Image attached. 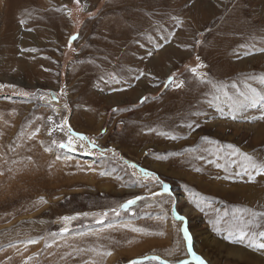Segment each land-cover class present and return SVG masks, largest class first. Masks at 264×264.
Returning a JSON list of instances; mask_svg holds the SVG:
<instances>
[{
  "label": "rangeland",
  "instance_id": "1",
  "mask_svg": "<svg viewBox=\"0 0 264 264\" xmlns=\"http://www.w3.org/2000/svg\"><path fill=\"white\" fill-rule=\"evenodd\" d=\"M45 1L46 26L33 14L29 23L16 22L11 36L0 21L12 40L0 34V264H196L182 228L207 264H264V250L249 246L264 243V195L263 207L248 201L264 191V174L244 156L236 166L234 157L222 160L217 152L242 149L264 163V8L200 0L210 13L196 19L187 6L197 0H159L161 20L148 24V46L137 61L144 69L133 63L132 78L120 76L133 37L108 67L69 80L70 67L103 58L88 50L96 24L88 37L81 34L110 0ZM186 28L190 39L174 42ZM210 46H218L221 54L213 55L223 54L221 61L234 51L230 60L239 66L228 71L211 61L204 55ZM171 48L185 53L158 71L148 65ZM14 61L26 72L2 71ZM40 63L46 73H32L29 66ZM69 140L70 147H59ZM206 146L218 158L199 152ZM136 197L144 199L121 207Z\"/></svg>",
  "mask_w": 264,
  "mask_h": 264
},
{
  "label": "bare ground",
  "instance_id": "2",
  "mask_svg": "<svg viewBox=\"0 0 264 264\" xmlns=\"http://www.w3.org/2000/svg\"><path fill=\"white\" fill-rule=\"evenodd\" d=\"M158 1L159 0H110L109 2H107L106 6L104 7V10L100 13L99 18L87 22L86 27L81 34L82 39L88 37L90 34V31H91V26L94 23L96 24L95 25V32H94L93 36H90L88 38V39L92 40L91 46L88 48V50L90 52L93 51V52H97V53L103 52V55H104V56L102 55L103 58H101L98 54H96V55L92 56L93 58L90 59L89 63L81 64L79 66L70 67V69L68 70L69 71L68 72L69 73L68 79L69 80L72 79L73 76H75L76 74H79L81 71H87L88 72V71L99 70V68L105 69L106 67H108L109 63L117 57V54L119 53V51H121V48H123L126 41L128 39H131L134 37V40H133V41H135L133 43L134 47L133 48H131L132 46L129 47L126 50V53L124 55H121V57H120L121 60L123 61L121 63V65L123 66V67H121L123 69V72L120 71L121 72L120 76H122L124 79L132 78L131 72L129 71L132 69L131 64L135 63V66L133 68H136L137 70L143 68V66L138 62H139V60H141V58H143L142 52L140 51V48L143 46H146V45L148 46V42H147L148 40H147V37L145 35V31L147 30L148 24L151 21L152 22H158L160 19V7L161 6H160V2H158ZM244 1L246 3L251 2L252 7L248 8L249 12H254L255 10H253V9L257 8V5L264 8V3H262L261 1L260 2H256V0H244ZM90 2H91V0H90ZM187 8L189 9L190 17H191V13H195L196 19H198L199 17H203L205 19L208 17V15L210 13L208 11L209 6H207L203 2H200V0H197L196 6L193 7L192 9H190L188 6H187ZM33 14H36V16H38V17H34L37 19V22L42 21L41 23H43L44 26H46L47 24L50 23V19H51L50 15H49L50 10L48 9L47 3L45 0H0V21L2 22V24H5V23L8 24V26L10 27L11 36L13 35L15 23L18 22L19 20L27 21L29 23V21L32 20V18H33ZM175 14H172L173 18L175 16ZM172 22L173 21L170 20L168 24L170 25ZM62 26H64V28H67V23L65 22V20L62 22ZM186 30L188 32H185L184 34L182 32H179L175 36V38H173L175 40L174 42H176L177 40H182L184 35L188 36V38H189V36H190L189 30L187 28H186ZM0 31H2V32H0L1 35L6 34L8 36V37L5 36L4 39L2 37V39H3V41H5L6 43H8L10 45L12 43L11 37L9 36L8 33H4L5 29L3 28V26L0 28ZM139 32H142V34L139 35L138 37H136V35ZM155 33L156 32H154V31L151 32V35L154 38L156 37ZM222 39L225 40L226 38L222 37ZM187 44H188V42H187ZM217 48H218V46H217ZM217 48L215 46H210L208 51L206 49V54H204V55L208 56L207 58H209L211 61L217 60V63L219 64V62L221 61V56L223 54L220 55L219 57H215L213 54H215V53L221 54L220 52H218ZM184 53L185 52H183V51L181 52L180 50L171 48L167 51H164L163 54L157 58H151L150 57V61H149L148 65L151 68L153 67L158 71V66L160 64H165V62L168 60L169 57L174 58V59H179L184 55ZM226 55L229 57L225 58L220 63H223L222 65L226 66L228 71L230 69L232 70L233 68L239 66L238 63H234L230 60L235 55L234 51H230ZM144 56L149 58V53L146 52ZM25 60H26V58L22 59V62H24ZM14 62L10 63L9 65H6V64L3 65L2 71L4 73H10V74H20V73H22V70H24L26 72L25 66L20 65V64L18 65L16 62L15 63ZM43 65H44L43 63H40L39 67L35 66L36 68L34 67L33 69H32V65H30L29 67L31 68V72L33 71L32 73L42 74L43 72L46 73V70L44 69ZM128 65H129V69L127 67ZM102 84H104V83H102ZM94 89H96V88H94ZM207 89H204L205 90L204 94L209 93L208 91H206ZM96 94H97V92H96ZM198 97L200 98V95H198ZM206 128L207 129H204V126H203V131L204 132H210L211 129H209L208 127H206ZM261 132L264 133V126H263V129L261 130ZM179 134L181 135V133H179ZM233 135H235V134H233ZM256 136H261V135L257 134V135L252 136L251 140L248 142L249 146H252L254 144L253 142H256V140H257ZM204 151L211 152L210 147L206 146L199 152L205 153ZM241 151H242V149H240V150L239 149L238 150H236V149L227 150L225 147H219V150H217V152H220L219 157H221L222 160H226L227 155H231L232 157H234L235 158L234 163L236 166H238L240 164V162L244 156L243 152H241ZM208 155H212V156L218 158V155L216 153L214 154L213 152H211ZM249 156L255 157V155H249ZM254 159H256V158H254ZM250 190H255V188L252 189L250 187L249 191ZM243 192H244L243 194H246L245 191H243ZM243 194H241V195L243 196ZM263 195H264V191H260V190H259V192H254V194L250 193L249 194V200H248L251 203L250 205L254 208L256 206L263 207L262 204L260 202H258L260 197ZM237 198H238V196H237Z\"/></svg>",
  "mask_w": 264,
  "mask_h": 264
},
{
  "label": "snow or ice",
  "instance_id": "3",
  "mask_svg": "<svg viewBox=\"0 0 264 264\" xmlns=\"http://www.w3.org/2000/svg\"><path fill=\"white\" fill-rule=\"evenodd\" d=\"M77 3H79V0H76ZM71 40H75L76 39V36H72L70 38ZM193 72H195V69L192 70ZM172 82V78L170 77L169 78V83ZM262 82H264V78H262ZM234 87V86H233ZM146 99V98H144ZM143 102V101H141ZM261 119H264V116L261 117ZM38 131V130H37ZM49 135H51V132H49ZM79 139L81 140H84V139H87V137L83 136L82 134H76ZM53 143H56V141H53ZM71 143L72 141L69 140L68 143H63L61 142L59 144V147L61 148H65V147H70L71 146ZM93 146H95V144L93 143ZM48 151H50V149H47ZM244 155V158L246 160H248L249 162L252 163V166L253 167H256L258 168V174H264V163H261L259 165H257L255 163V161L253 160V157L249 156L248 154H243ZM129 166L133 169H136L138 167V165L134 164V163H129ZM141 175L145 178L147 177H151L153 178L154 180H159V177L154 173V172H150L146 169H143V168H140L139 169ZM133 175H135V173H133ZM162 183V182H161ZM163 191L165 193H167L169 190H168V186L166 184L163 185ZM170 194V193H169ZM157 195H159V193H157ZM140 199H144L143 197H136L135 199H131V200H128L126 204H123L121 205L122 208L124 209H127L129 208L130 206L136 204L137 200H140ZM115 211V210H113ZM117 215H119V213H116ZM253 215H256V213H253ZM261 215H264V213H261ZM105 216H107V213H105ZM65 219H70L68 217H65ZM177 219H179L181 222H183L184 220V217L183 216H179L177 215ZM66 230V229H65ZM133 231H141L140 229H133ZM181 231H183V234H184V238L188 241V253L191 255L192 259L196 262V264H207V262L200 256H198L193 250H192V247H191V237L189 236V233H188V230L187 228H182ZM247 236V233H244V232H241L240 233V236H239V240L240 241H243L245 239V237ZM259 236L260 237H264V231H261L259 233ZM249 246H254L258 249H262L264 250V243H259V244H254V245H249ZM108 255H111V253H107ZM149 259H152V260H158L160 261V258L159 257H156V256H153V257H150ZM160 264H167L166 261H160ZM186 264V262H185Z\"/></svg>",
  "mask_w": 264,
  "mask_h": 264
},
{
  "label": "crops",
  "instance_id": "4",
  "mask_svg": "<svg viewBox=\"0 0 264 264\" xmlns=\"http://www.w3.org/2000/svg\"><path fill=\"white\" fill-rule=\"evenodd\" d=\"M79 3H80V2H79ZM66 5H67V4H66ZM66 8H67V7H66ZM81 8H82V6L79 7L78 12H82V11H81V10H82ZM67 9H68V8H67ZM76 10H77V8H76Z\"/></svg>",
  "mask_w": 264,
  "mask_h": 264
}]
</instances>
